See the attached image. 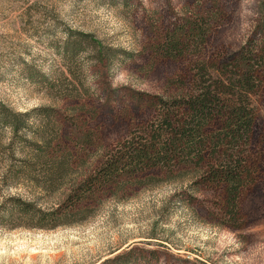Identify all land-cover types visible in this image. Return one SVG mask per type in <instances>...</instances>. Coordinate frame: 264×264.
<instances>
[{
	"label": "rangeland",
	"instance_id": "374dc122",
	"mask_svg": "<svg viewBox=\"0 0 264 264\" xmlns=\"http://www.w3.org/2000/svg\"><path fill=\"white\" fill-rule=\"evenodd\" d=\"M197 22L205 58L229 60L264 35V0H0V102L27 113L28 139L47 131L81 175L153 121L151 97L173 96L193 77L194 52L170 58L159 48ZM250 103L257 119L246 149L256 167L236 219L225 216L224 188L192 182L186 167L154 169L107 189L76 222L0 221V264H264V80ZM10 136L0 131L1 143ZM22 146L12 143L10 160L24 158ZM65 187L0 180V204L14 196L55 209Z\"/></svg>",
	"mask_w": 264,
	"mask_h": 264
},
{
	"label": "trees",
	"instance_id": "16d2710c",
	"mask_svg": "<svg viewBox=\"0 0 264 264\" xmlns=\"http://www.w3.org/2000/svg\"><path fill=\"white\" fill-rule=\"evenodd\" d=\"M256 35L248 37L234 57L221 61V56L205 58L203 22L169 32L159 51L170 58L194 52L193 77L183 78L173 96L151 97L149 104L157 112L153 121L107 148L98 163L81 175L75 174L69 153L59 154L49 145L47 131L41 129L40 141L28 139L24 131L29 127L24 119L27 113L0 102V131L7 129L11 134L8 144L0 141V159L2 155L8 158V163L0 161L1 182L7 185L26 177L47 189L66 185L65 198L55 209L6 197L0 204V221L26 222L38 228L73 223L89 215L87 209L107 189L125 182L135 184L154 169L176 167L193 170L194 183L224 188L225 216L236 219L241 194L253 181L256 167L246 149L257 119L250 100L264 80V35ZM213 119L218 122L206 129ZM17 140L27 151L24 158L12 161V143Z\"/></svg>",
	"mask_w": 264,
	"mask_h": 264
}]
</instances>
